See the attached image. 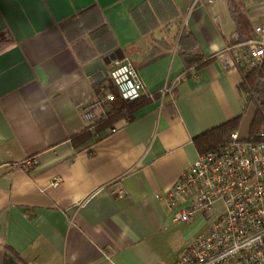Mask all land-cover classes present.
I'll return each mask as SVG.
<instances>
[{
  "label": "crops",
  "instance_id": "crops-1",
  "mask_svg": "<svg viewBox=\"0 0 264 264\" xmlns=\"http://www.w3.org/2000/svg\"><path fill=\"white\" fill-rule=\"evenodd\" d=\"M193 1L0 0V264H174L198 235L162 196L195 138L242 112L227 47L254 36L264 0ZM119 60L143 98L86 122Z\"/></svg>",
  "mask_w": 264,
  "mask_h": 264
},
{
  "label": "built area",
  "instance_id": "built-area-1",
  "mask_svg": "<svg viewBox=\"0 0 264 264\" xmlns=\"http://www.w3.org/2000/svg\"><path fill=\"white\" fill-rule=\"evenodd\" d=\"M201 1L194 0L193 7ZM227 50L244 74L259 66L264 61V22L255 26L253 37H236ZM110 78L123 100L143 96L144 84L132 63L116 61ZM115 97V92L107 91L104 99L86 104L85 121L96 120L99 107L109 111L106 103ZM31 160L37 163L36 158ZM61 182L56 177L51 184ZM124 195L120 190L119 197ZM162 197L174 222H192L198 212L210 221L208 230L189 240L174 264H264V132L249 139L237 131L229 142L200 153Z\"/></svg>",
  "mask_w": 264,
  "mask_h": 264
},
{
  "label": "trees",
  "instance_id": "trees-1",
  "mask_svg": "<svg viewBox=\"0 0 264 264\" xmlns=\"http://www.w3.org/2000/svg\"><path fill=\"white\" fill-rule=\"evenodd\" d=\"M247 39H249V37L242 36L241 34L237 36V40ZM182 53L185 54V52ZM239 89L243 102L242 112L226 122L197 136L195 141L200 153L216 149L219 145L229 142L232 134L239 130L242 119L251 106L254 107V116L247 137L249 139H256L259 137L260 133L264 132V61L259 66L252 68L244 74ZM115 96L120 97L117 91L115 92ZM142 98L143 96L138 100L124 101L126 103L136 102ZM108 122L109 118H107L105 123ZM9 259L11 260V258Z\"/></svg>",
  "mask_w": 264,
  "mask_h": 264
},
{
  "label": "rangeland",
  "instance_id": "rangeland-1",
  "mask_svg": "<svg viewBox=\"0 0 264 264\" xmlns=\"http://www.w3.org/2000/svg\"><path fill=\"white\" fill-rule=\"evenodd\" d=\"M251 108L254 109L253 106H251ZM252 110V109H250ZM248 114V113H247ZM250 116V115H249ZM249 122L250 120L247 119V123L246 121H243L242 125H241V128L239 129V134L241 136H245L246 132L248 131L249 129ZM209 225H210V221H207L205 219V216L203 215L202 212H198L195 216H194V220L191 222V223H187V225L184 227V230L186 232H190L191 230H193L194 228H198L199 229V232L198 234H201V233H204L208 230L209 228ZM197 226V227H196Z\"/></svg>",
  "mask_w": 264,
  "mask_h": 264
},
{
  "label": "water",
  "instance_id": "water-1",
  "mask_svg": "<svg viewBox=\"0 0 264 264\" xmlns=\"http://www.w3.org/2000/svg\"><path fill=\"white\" fill-rule=\"evenodd\" d=\"M116 58L115 56H110V59L109 58H103L101 61L105 64V65H108L110 64L111 62L115 61ZM98 63V62H97ZM96 63V64H97Z\"/></svg>",
  "mask_w": 264,
  "mask_h": 264
}]
</instances>
